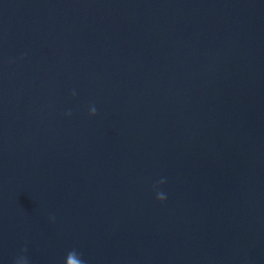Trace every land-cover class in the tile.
Listing matches in <instances>:
<instances>
[{
  "label": "water",
  "instance_id": "1",
  "mask_svg": "<svg viewBox=\"0 0 264 264\" xmlns=\"http://www.w3.org/2000/svg\"><path fill=\"white\" fill-rule=\"evenodd\" d=\"M81 261L264 264V0H0V264Z\"/></svg>",
  "mask_w": 264,
  "mask_h": 264
},
{
  "label": "clouds",
  "instance_id": "2",
  "mask_svg": "<svg viewBox=\"0 0 264 264\" xmlns=\"http://www.w3.org/2000/svg\"><path fill=\"white\" fill-rule=\"evenodd\" d=\"M97 112L96 108H93L90 112V114L95 115ZM156 198L160 201H164L166 199V196L162 193H157ZM81 264H84V261H81Z\"/></svg>",
  "mask_w": 264,
  "mask_h": 264
}]
</instances>
